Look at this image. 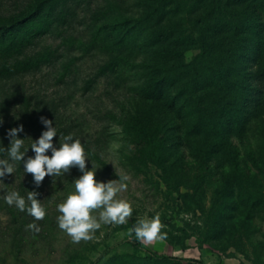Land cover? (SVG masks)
<instances>
[{
    "label": "rangeland",
    "instance_id": "obj_1",
    "mask_svg": "<svg viewBox=\"0 0 264 264\" xmlns=\"http://www.w3.org/2000/svg\"><path fill=\"white\" fill-rule=\"evenodd\" d=\"M37 4L0 0V26ZM45 6L47 34L0 50V147L20 125L30 147L46 130L41 116L54 121L61 139L66 124L97 181L129 177L117 198L133 213L74 243L58 227L57 205L82 173L74 167L37 188L17 162L0 181V264H168L149 259L157 255L190 264H264V0ZM119 56L127 62L102 70ZM32 190L46 209L42 220L3 200L9 191L26 198ZM157 215L161 231L176 240L137 241L130 233L136 220ZM33 223L38 233L28 227Z\"/></svg>",
    "mask_w": 264,
    "mask_h": 264
},
{
    "label": "clouds",
    "instance_id": "obj_2",
    "mask_svg": "<svg viewBox=\"0 0 264 264\" xmlns=\"http://www.w3.org/2000/svg\"><path fill=\"white\" fill-rule=\"evenodd\" d=\"M40 121L44 130L38 139H32L30 147L25 146V139L20 138L24 131L23 125L12 127L7 131L10 143L7 147H0V181L15 172V164L23 162L25 174H31L34 184L38 188L46 177H59L67 174L72 168H78L82 175L73 180L74 191H71L63 202L57 205L60 215L57 217L58 227L71 237L74 243L91 238V233L101 228L102 224L123 225L132 215L133 208L129 202L119 199L118 193L127 189V175L118 176L117 180L97 181V169L90 158L86 156L85 148L79 139L73 135H65L61 139L54 121L41 116ZM4 123L0 118V125ZM59 137L58 143L54 137ZM3 143V140L0 139ZM4 145V143H3ZM31 149L34 156L25 159ZM50 153V154H49ZM88 161L93 167L88 169ZM39 193L29 191L27 197L17 191H9L3 196L8 206H14L20 212H27L35 220H42L46 209L38 199ZM99 211V217L93 214ZM28 227L38 233L40 228L35 224ZM162 225L159 216L138 218L130 229L137 241L151 242L155 239L163 240Z\"/></svg>",
    "mask_w": 264,
    "mask_h": 264
},
{
    "label": "trees",
    "instance_id": "obj_3",
    "mask_svg": "<svg viewBox=\"0 0 264 264\" xmlns=\"http://www.w3.org/2000/svg\"><path fill=\"white\" fill-rule=\"evenodd\" d=\"M49 2V0H38L37 6L34 8V11L30 12L25 18L21 20H15L10 24H2L0 26V50L3 47H7L6 49H12L19 45V47L23 48L24 45L29 44L31 37L33 36H39V35H45L50 30V25L52 22L48 19L49 12L45 15L46 12V3ZM222 7L220 5H217V11L222 12ZM210 17V13L208 12L205 14V16L200 20V23L203 24L205 20H210L207 17ZM121 25L124 24L123 21L119 22ZM119 23L117 24H110L108 25L112 29H117V26H119ZM30 36V37H28ZM21 48H18L20 50ZM125 61L127 62V59L125 57L119 56L116 59H114L113 63L110 61L106 67L102 70H113L116 68V70L119 67H116L119 65V62ZM63 125L60 128V132L62 135H68V129ZM70 130L75 129L74 125L69 127ZM77 139L76 137H74ZM34 156L32 154H27L25 159L28 157ZM30 174H28V177ZM162 234L165 235V239L169 240L168 235L171 236L172 240H176V236L172 233H167L166 230L161 231ZM151 261L156 262H162V263H168V264H190L187 260L179 259L177 257H169V256H155L149 258Z\"/></svg>",
    "mask_w": 264,
    "mask_h": 264
}]
</instances>
